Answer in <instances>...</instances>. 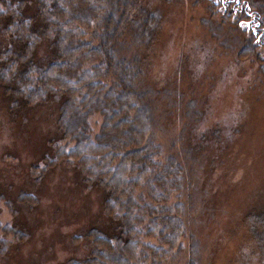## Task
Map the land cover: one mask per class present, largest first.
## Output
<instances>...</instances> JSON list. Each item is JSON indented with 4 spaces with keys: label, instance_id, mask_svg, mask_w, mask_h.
Masks as SVG:
<instances>
[{
    "label": "rangeland",
    "instance_id": "rangeland-1",
    "mask_svg": "<svg viewBox=\"0 0 264 264\" xmlns=\"http://www.w3.org/2000/svg\"><path fill=\"white\" fill-rule=\"evenodd\" d=\"M14 1L0 0V53L13 51L0 56V264H81L74 260L90 256L91 244L79 235L93 226L111 232L123 222L108 218L106 227L102 200L108 192L90 174L92 162L58 156L67 141L60 142L55 122L58 98L13 106L12 100L25 97L14 92L19 86L6 74L15 71V55H23L24 43L10 38L15 26L8 21L15 18L8 19L9 12H24L40 25L37 0ZM135 1L154 13L146 19L152 21L147 32L133 27L121 38L119 55L130 61L129 80L142 97L131 110L120 109L143 122L155 155L136 153L144 160L133 164L143 169L142 182L128 194L142 217L139 232L132 228L139 244H127L128 251L139 262L148 257L144 264L152 260L147 249L157 248L164 249L160 264H264V24L263 35L256 37L264 0H237L250 5L254 18L236 14L243 5L235 0H217L229 5L227 14L209 0ZM36 41L27 43L33 51L27 57L28 90L40 72L32 65L45 63L51 49L48 39ZM115 70L103 74L106 84L99 83L105 98H115L107 85ZM125 101L119 99L122 105ZM120 114L94 111L92 137ZM46 154L54 156L52 161ZM114 198L106 205L124 215L126 205L120 200L121 208L116 207ZM166 210L180 215V229L169 218L161 219ZM152 217L154 231H149ZM169 233L173 246L166 245ZM111 244L116 250L118 243Z\"/></svg>",
    "mask_w": 264,
    "mask_h": 264
},
{
    "label": "trees",
    "instance_id": "trees-1",
    "mask_svg": "<svg viewBox=\"0 0 264 264\" xmlns=\"http://www.w3.org/2000/svg\"><path fill=\"white\" fill-rule=\"evenodd\" d=\"M3 1L15 2L14 0ZM235 1L243 5L242 9L235 8L236 14L239 13L245 16L244 18L257 17L249 4ZM209 2L217 11L222 8V14H227L229 5L221 4L217 0H209ZM151 9L136 5L135 0H37L36 16L40 25L36 26L33 25L34 18L26 17L24 12L19 14L9 12L11 15L8 19L15 18V21L7 19L10 26H15V32H9L10 38L24 43L23 55H15L17 62L15 71L6 74L10 81L19 86L14 92L25 97L21 101L12 100L13 106L16 105V109L23 108V105L32 107L47 101L50 96L58 98L59 105L55 112V122L61 134L60 142L64 138L67 140L64 146L58 148V156L66 154L79 157V161L88 159L92 162L93 170L90 174L98 178L108 192L107 198L102 200V202L105 201L102 215L106 219V227H109V222H111L108 218L121 217L123 222V224L114 225L110 229L111 232L93 226L84 235H79L81 239L90 241L91 254L83 261L75 259L74 263L144 264L148 262L145 254L141 262L135 260L127 248V244L133 247L139 244L137 236L132 237V228L139 232L138 221L142 217V214L133 209L134 206H130L132 197L128 193L134 192L139 182H142L143 169L133 167V164L143 165L144 160L140 159L136 153L144 150L148 151L150 157H153L155 151L150 148L147 135H144L143 122L138 123L129 117L126 111L120 109L123 106L131 110L129 106L135 105L136 102L138 104L142 93L132 87L129 80L132 76L128 65L130 61L120 56L119 52L122 46L121 38L126 37V30L133 27L139 31L149 30L152 21H146V19L154 13ZM229 16L235 18L233 14ZM28 18L32 21L26 23ZM259 24L256 37L263 35L261 25L264 21H260ZM24 25L28 27L25 29ZM117 34L120 36L117 37ZM136 36L137 32L132 38L135 39ZM37 38L48 39L47 43L51 49L45 63L34 62L32 65L34 70L40 72L38 73L39 78L37 76L33 79V84L30 83L34 88L28 90L27 85L30 79H27L25 75L27 69L31 67V61H28L27 57L29 55L32 57L33 51L27 48V43L30 40L36 41ZM4 53L9 55L13 54V51L9 49L0 53V56ZM124 64L127 65V70L124 69ZM112 68L118 72L107 85L109 94H113L116 99L114 97L105 98L107 94L99 89L101 87L99 83L106 84L103 74L111 73ZM119 99L126 101L122 105ZM100 110L121 112V114L118 118L104 123L106 128L101 129L100 133L92 137L89 119L94 111ZM70 142L73 143L72 148L67 149L66 145ZM58 156L55 158L57 159ZM53 158L54 156L46 154V159L52 161ZM46 159L43 160L44 164L47 163ZM61 160L64 161V158ZM47 165L49 166V163ZM128 172L133 176H128ZM90 174L85 173L84 176L91 177ZM135 175L140 178L138 181L134 180ZM143 178L144 181L146 176L143 175ZM113 196L116 207L121 208L120 200L121 205H126L127 211L124 215L108 204L106 205V202L109 199L111 201ZM121 197L124 199H120ZM163 217L169 218L170 221L176 223L177 229H180L181 224L178 222L180 215L177 212L168 215L166 210L162 213L161 219ZM154 222L155 219L152 217V224L149 222L148 226L149 231H154ZM162 223L164 230L171 231L173 228ZM168 235L170 239L166 245L173 246L175 239L170 233ZM115 241L118 243L117 251L110 247ZM147 250L152 258L151 264H160L158 255L163 253L164 249Z\"/></svg>",
    "mask_w": 264,
    "mask_h": 264
}]
</instances>
